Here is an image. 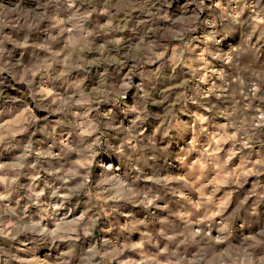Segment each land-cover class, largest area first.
I'll list each match as a JSON object with an SVG mask.
<instances>
[{
	"label": "clouds",
	"instance_id": "clouds-1",
	"mask_svg": "<svg viewBox=\"0 0 264 264\" xmlns=\"http://www.w3.org/2000/svg\"><path fill=\"white\" fill-rule=\"evenodd\" d=\"M0 264H264V0H0Z\"/></svg>",
	"mask_w": 264,
	"mask_h": 264
}]
</instances>
